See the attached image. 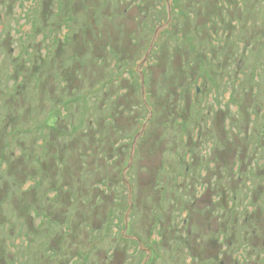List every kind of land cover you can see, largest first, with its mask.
<instances>
[{"label":"rangeland","instance_id":"374dc122","mask_svg":"<svg viewBox=\"0 0 264 264\" xmlns=\"http://www.w3.org/2000/svg\"><path fill=\"white\" fill-rule=\"evenodd\" d=\"M222 262L264 264V0H0V264Z\"/></svg>","mask_w":264,"mask_h":264},{"label":"trees","instance_id":"16d2710c","mask_svg":"<svg viewBox=\"0 0 264 264\" xmlns=\"http://www.w3.org/2000/svg\"><path fill=\"white\" fill-rule=\"evenodd\" d=\"M19 1V0H18ZM35 20V19H34ZM110 45V44H109ZM111 46V45H110ZM112 59L115 61V64H114V74H115V80L113 81L114 83H117L118 82V78H119V76H121V75H123L124 73H127L128 74V78L127 79H129L131 82H134V83H136V89H137V87H138V84H137V80L136 81H134V76H138L137 74H135V72L131 69H129V66H126L125 64H124V62L121 60V59H119V57H117V55L116 56H113L112 57ZM98 60H102L101 58H98ZM207 72L205 71V74H206ZM126 79V80H127ZM128 81V80H127ZM113 82H110V83H106V84H103L102 86H98V87H96L94 90H95V93L94 94H96V93H98V92H100V91H103L105 88H107L108 86H110L111 84L113 85ZM110 102H112L113 103V101L112 100H110ZM63 103V105H64V108L65 107H67V103H68V100H65V101H63L62 102ZM62 111H56V117L57 116H59V115H62V113H61ZM59 115H58V114ZM53 114V113H52ZM60 117V116H59ZM62 118H65L64 116L62 117ZM112 116L110 115L109 117L107 116V118H106V121L108 122V123H110L111 122V120H112ZM44 128H49V126H46V125H42ZM41 126V127H42ZM101 183V182H100ZM101 185L102 186H104V183H101ZM55 198H56V196H55ZM126 226V225H125ZM121 237H123V238H127V237H129V235H127V234H121ZM131 240V239H130ZM132 241H134V240H132Z\"/></svg>","mask_w":264,"mask_h":264},{"label":"water","instance_id":"95a60500","mask_svg":"<svg viewBox=\"0 0 264 264\" xmlns=\"http://www.w3.org/2000/svg\"><path fill=\"white\" fill-rule=\"evenodd\" d=\"M144 103H146L145 99H144ZM226 198H227V194L225 193V190L223 189L222 190L221 203H222L223 207H225V208H226V202H225Z\"/></svg>","mask_w":264,"mask_h":264},{"label":"flooded vegetation","instance_id":"af4514ba","mask_svg":"<svg viewBox=\"0 0 264 264\" xmlns=\"http://www.w3.org/2000/svg\"><path fill=\"white\" fill-rule=\"evenodd\" d=\"M221 264H223V262Z\"/></svg>","mask_w":264,"mask_h":264}]
</instances>
